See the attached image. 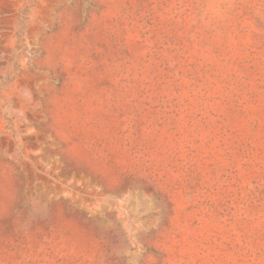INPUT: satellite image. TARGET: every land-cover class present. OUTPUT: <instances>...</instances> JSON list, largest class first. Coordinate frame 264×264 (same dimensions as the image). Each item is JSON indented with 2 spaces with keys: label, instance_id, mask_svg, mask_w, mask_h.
<instances>
[{
  "label": "rangeland",
  "instance_id": "rangeland-1",
  "mask_svg": "<svg viewBox=\"0 0 264 264\" xmlns=\"http://www.w3.org/2000/svg\"><path fill=\"white\" fill-rule=\"evenodd\" d=\"M0 264H264V0H0Z\"/></svg>",
  "mask_w": 264,
  "mask_h": 264
}]
</instances>
